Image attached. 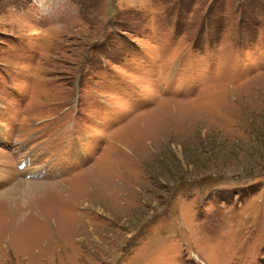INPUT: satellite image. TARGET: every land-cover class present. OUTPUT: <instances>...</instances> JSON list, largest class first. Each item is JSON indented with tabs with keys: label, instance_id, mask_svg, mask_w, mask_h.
<instances>
[{
	"label": "rangeland",
	"instance_id": "rangeland-1",
	"mask_svg": "<svg viewBox=\"0 0 264 264\" xmlns=\"http://www.w3.org/2000/svg\"><path fill=\"white\" fill-rule=\"evenodd\" d=\"M0 264H264V0H0Z\"/></svg>",
	"mask_w": 264,
	"mask_h": 264
}]
</instances>
